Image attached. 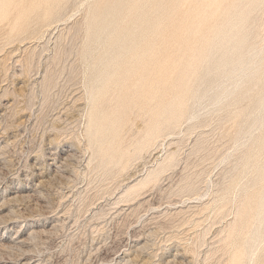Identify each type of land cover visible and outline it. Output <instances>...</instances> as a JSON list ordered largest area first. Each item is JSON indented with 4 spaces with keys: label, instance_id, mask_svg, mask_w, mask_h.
<instances>
[{
    "label": "rangeland",
    "instance_id": "rangeland-1",
    "mask_svg": "<svg viewBox=\"0 0 264 264\" xmlns=\"http://www.w3.org/2000/svg\"><path fill=\"white\" fill-rule=\"evenodd\" d=\"M10 1L0 18V264H264V0L250 14L254 77L199 66L194 54L237 0H216L215 19L195 16L192 0L134 36L150 52L127 79L128 102L117 85L96 107L87 28L99 0H65L59 18L26 30L16 28L26 0ZM129 7L114 36L127 33ZM177 103L164 127L159 113ZM94 108L119 116L106 162L88 142Z\"/></svg>",
    "mask_w": 264,
    "mask_h": 264
},
{
    "label": "bare ground",
    "instance_id": "bare-ground-1",
    "mask_svg": "<svg viewBox=\"0 0 264 264\" xmlns=\"http://www.w3.org/2000/svg\"><path fill=\"white\" fill-rule=\"evenodd\" d=\"M190 1L192 0H107L106 2H104V0H99L98 3H96L91 22L88 24L87 28V35L89 39L87 45V54L92 57L88 86L90 101L93 106L96 107V105H98V103H100L104 98L109 99L111 97L109 93H111L117 85L125 87L124 95L126 96V102H128V94L130 93L131 89L127 86V79L137 70L138 63L142 61L149 51H147L146 48L140 49L134 47L132 45L134 36L144 35L145 31L149 29V27L159 29V25L161 23L163 24L164 22H162V20L169 18L171 14H173V11L180 8V6L183 8L185 3H190ZM215 1H213V3L209 0H200V3H197V8H195L196 13L194 14H197L195 16L198 17L200 14H202V18L205 16L207 11V17H213L215 19L217 12L214 10L213 6L214 4L217 5V3H220L217 1L215 3ZM260 1L261 0H237V2L230 4V1L228 0L230 7H227L228 10L226 16H224L225 18L222 20V22L218 23L214 27L209 37H204L202 46L194 54L195 57L198 58V64L200 67L204 66L208 62H212L214 63L217 70H223L224 78L229 80H234L237 77H254L255 71L258 68V56L261 54V52L256 45L258 32L253 34L252 30L255 25H258V21L252 18L250 14L255 5ZM10 2V0H0V18L7 15L10 8ZM225 2L227 1L224 0V3ZM64 6L65 0H26L20 3L21 10L17 18L16 28H22L26 30L32 24L48 22L51 19L59 18L62 14V11L64 10ZM126 6H130L129 8L132 11H130L131 17L128 19L127 24V29H129L127 30V33H124V35L120 34L114 36V31L116 28H118L116 20L121 15L122 8ZM146 6L149 9H146ZM219 6L217 8H219ZM188 11H190V9ZM188 14H190V12ZM192 14L193 13H191V15ZM195 21L196 25H194V27L191 29H194L193 36H195L194 33H197L198 37V33L203 29V27L202 29L200 28L203 22L197 23L199 20L196 19ZM184 34L186 33L184 32L183 35ZM98 41L108 44L105 54H99V52H96V48H93L94 44H96ZM179 46L180 44L178 47ZM193 46L195 45L193 44ZM189 58L191 57L189 56ZM188 70V67H185L183 72L187 73ZM199 75L197 74L196 70L193 72V82L198 80ZM191 90L193 91V89ZM151 97L157 98L156 93H152ZM111 100H107V102L112 104ZM181 112L182 108L180 105H178V103L169 105L168 107L162 109V111L159 113V120L161 121L160 123H162L164 127H172L173 121L177 119V116ZM101 113H98L95 108L90 112V119L87 125V136L88 142L93 148V156L98 157L102 162H106L107 159H109L107 157L106 146L109 145L111 137L116 133V126L119 116L117 115L118 112L116 111H113V113H108L107 111H105V113ZM155 134L157 133L151 134V136H154ZM111 161H113L112 158H110V162Z\"/></svg>",
    "mask_w": 264,
    "mask_h": 264
}]
</instances>
